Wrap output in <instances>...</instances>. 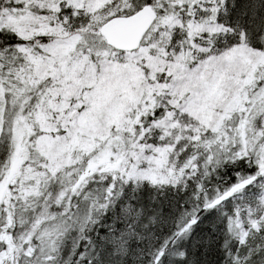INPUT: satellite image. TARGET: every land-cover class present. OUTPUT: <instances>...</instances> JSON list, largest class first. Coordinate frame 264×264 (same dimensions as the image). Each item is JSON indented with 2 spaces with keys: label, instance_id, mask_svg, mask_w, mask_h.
Returning <instances> with one entry per match:
<instances>
[{
  "label": "trees",
  "instance_id": "trees-1",
  "mask_svg": "<svg viewBox=\"0 0 264 264\" xmlns=\"http://www.w3.org/2000/svg\"><path fill=\"white\" fill-rule=\"evenodd\" d=\"M205 1L215 3L216 12L210 18L226 29L219 37L228 39L229 31L241 33L243 43L259 58L247 61L251 83L243 86L234 112L221 120L206 143L186 152L189 159L200 158V176L183 189L128 181L124 172L112 167L125 158L124 144L130 142V136L115 132L90 155L66 165L50 180L42 178L45 185L37 193L29 192L30 179L25 182L24 178L27 168L37 164L32 143L38 133L27 135L26 131L21 137L9 139V151L1 163L0 178L5 187L0 192V264H32L30 259L41 247L44 233L53 243L59 238L55 228L67 221L71 233L67 241L64 239L65 245H60V252L46 250L53 257L59 254L60 259H67L64 264H264V211L242 232L230 205L237 195L255 194L257 183L264 179V170L258 166L264 138L256 132L257 121L264 113V0H126L123 9L86 21L78 43L82 50L105 48L111 52L101 35L102 24L149 6L157 15L156 23L180 19L182 42L188 50V23L195 9L192 5ZM22 6L14 7L16 14L23 17L33 12L41 17L46 29L57 14L50 3L29 10ZM34 40L43 45L49 37L45 33ZM26 42L14 28L0 29V89L8 103L18 106L21 132L34 121V111L47 95L51 80L46 74L41 82L29 83L30 58L18 50ZM154 113L141 114L132 139L137 140L153 121L166 114L157 108ZM20 148L26 149L20 156L21 169L14 181L7 182L10 165L17 160L15 150ZM104 148L109 155L98 160L96 155ZM249 178L256 181L213 206L216 199ZM80 209L87 211L88 218L73 231V220ZM177 251V257L171 259L170 254Z\"/></svg>",
  "mask_w": 264,
  "mask_h": 264
},
{
  "label": "rangeland",
  "instance_id": "rangeland-1",
  "mask_svg": "<svg viewBox=\"0 0 264 264\" xmlns=\"http://www.w3.org/2000/svg\"><path fill=\"white\" fill-rule=\"evenodd\" d=\"M125 1L0 0V29L14 28L27 41L18 50L30 58L29 83L41 82L46 74L51 78L47 95L34 111V121L23 132L17 122L18 106L8 103L0 89V172L9 139L21 137L26 131L27 135L38 133L32 143L37 164L27 168L24 178L25 182L30 179L29 192L37 193L45 185L42 178L50 180L66 165L90 155L115 132L128 134L130 142L124 144L125 158L116 159L114 171L124 172L128 181L183 189L201 174L200 158L189 159L186 152L215 134L221 120L234 112L243 86L250 85L252 73L247 61L259 57L243 43L241 33L229 31L228 39L219 37L226 29L210 18L216 12L215 3L210 1L192 5L195 9L188 23V50L181 38V21L176 17L155 23L134 53L119 54L105 48L82 50L78 40L85 22L123 9ZM8 2H12L10 8H6ZM46 3L57 12L48 29L38 15L28 11L20 17L14 8L22 4L29 10ZM45 33L49 41L39 45L34 39ZM154 108L166 114L154 119L137 140L132 139L141 114L151 111L154 116ZM256 132L264 138V113L257 121ZM25 150H15L17 160L10 165L7 182L14 181L19 173L20 156ZM108 155V148H104L96 158ZM258 166L264 170V140ZM257 185L255 194L237 195L230 204L242 232L264 211V179ZM4 187L0 178L1 193ZM87 218V211L78 213L73 231ZM55 231L59 238L51 244L52 239L44 233L40 249H35L30 259L32 264L35 260L36 264H48L44 260H50L49 264L66 262L46 250L60 252V245H65L71 233L69 222ZM177 255L175 252L170 257Z\"/></svg>",
  "mask_w": 264,
  "mask_h": 264
},
{
  "label": "water",
  "instance_id": "water-1",
  "mask_svg": "<svg viewBox=\"0 0 264 264\" xmlns=\"http://www.w3.org/2000/svg\"><path fill=\"white\" fill-rule=\"evenodd\" d=\"M157 16L152 8L143 6L129 16H115L101 26V35L106 44L119 52L137 51L147 33L156 22ZM255 178H249L233 186L228 192L216 199L213 206L220 205L232 198L236 193L245 190Z\"/></svg>",
  "mask_w": 264,
  "mask_h": 264
},
{
  "label": "bare ground",
  "instance_id": "bare-ground-1",
  "mask_svg": "<svg viewBox=\"0 0 264 264\" xmlns=\"http://www.w3.org/2000/svg\"><path fill=\"white\" fill-rule=\"evenodd\" d=\"M178 252V251H177Z\"/></svg>",
  "mask_w": 264,
  "mask_h": 264
}]
</instances>
